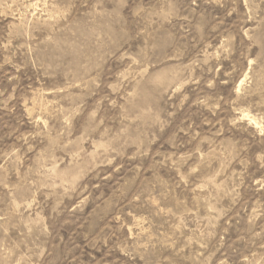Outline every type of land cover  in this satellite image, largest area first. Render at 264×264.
<instances>
[{
	"label": "rangeland",
	"instance_id": "374dc122",
	"mask_svg": "<svg viewBox=\"0 0 264 264\" xmlns=\"http://www.w3.org/2000/svg\"><path fill=\"white\" fill-rule=\"evenodd\" d=\"M0 264H264V0H0Z\"/></svg>",
	"mask_w": 264,
	"mask_h": 264
}]
</instances>
